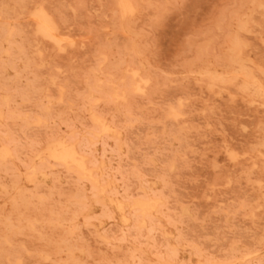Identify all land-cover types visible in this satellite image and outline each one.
I'll return each instance as SVG.
<instances>
[{"label":"rangeland","instance_id":"rangeland-1","mask_svg":"<svg viewBox=\"0 0 264 264\" xmlns=\"http://www.w3.org/2000/svg\"><path fill=\"white\" fill-rule=\"evenodd\" d=\"M122 1L0 0V264H264V0Z\"/></svg>","mask_w":264,"mask_h":264},{"label":"bare ground","instance_id":"bare-ground-1","mask_svg":"<svg viewBox=\"0 0 264 264\" xmlns=\"http://www.w3.org/2000/svg\"><path fill=\"white\" fill-rule=\"evenodd\" d=\"M121 2H123V1L121 0ZM121 2H120V3H121ZM127 3H128V2H127ZM126 6H127V4H126ZM121 8H122V7H121ZM124 8L126 9L125 6H124ZM122 9H123V8H122ZM260 9H261V8H260ZM42 10H43V9H42ZM42 10H41V14H42ZM39 11H40V10H39ZM43 12H44V11H43ZM127 12H130V11L127 10ZM36 13H37V11H36ZM36 13H35V14H36ZM44 13H45V12H44ZM74 13H75V12H74ZM37 14H38V13H37ZM39 15H40V14H39ZM34 16H35V15H34ZM47 16H48V15H47ZM33 18H35V19H34L35 21H36V19H38L37 16H36V17H33ZM36 22H37V21H36ZM38 22H39V21H38ZM39 24H40V28H39V29H40L41 32L43 33V35L41 34L42 37L45 35L44 37L47 36V37H50V39H51V38H53V37L55 36V35H54V32H55V31L53 32V29H52L51 24H50V22H49V16H48V18H47L46 15L43 14V15L41 16V21L39 22ZM55 26H56V25H55ZM10 27H11V26H10ZM37 27H38V26H37ZM40 30H39V31H40ZM37 31H38V30H37ZM39 34H40V33H39ZM56 35H57V34H56ZM9 36H10V34H9ZM57 36H58V35H57ZM57 36H56V38H57ZM47 37H46V38H47ZM44 39H45V38H44ZM47 39H48V38H47ZM54 40H55V39H54ZM57 40H58V39H57ZM50 41H51V40H50ZM5 42H6V41H5ZM52 42H53V41H52ZM59 45H60V44H59ZM59 45H58V46H59ZM58 46H57V47H58ZM59 47H60V46H59ZM134 79H135V78H134ZM134 79H133V80H134ZM133 80H132V81H133ZM253 81H254V80H253ZM144 82H145V81H144ZM148 83H149V82H148ZM135 84H138V83H135ZM141 84H142V83H141ZM132 86H133V85H132ZM144 86H145V85H144ZM135 88H136V87H135ZM4 100H5V102H6L7 99L4 98ZM49 102H50V101H49ZM5 105H6V104H5ZM0 112H1V111H0ZM1 114H2V113H1ZM3 114H4V113H3ZM0 118H2V120H3V117L0 116ZM94 118H95V117H94ZM2 122H3V121H2ZM94 122H95V121H94ZM97 123H98V122H97ZM104 123H105V122H104ZM1 124H2V123H1ZM30 124H31V122H30ZM105 125H106V124H105ZM106 126H107V125H106ZM111 129H112V128H111ZM101 131H102V130H101ZM102 132H103V131H102ZM73 133H74V132H73ZM112 133H113V132H112ZM102 134H103V133H102ZM96 135H97V134H96ZM111 135H112V134H111ZM63 142H65V141H63ZM56 143H57V142H56ZM57 145H58V144H57ZM63 146H64V145H63ZM74 146H75V145H73V147H74ZM65 147H66V145H65ZM70 147H71V146H70ZM73 147H72V148H73ZM50 148H51V147H50ZM60 148H61V151H62V150H63V149H62V144H61V147H60ZM60 148H57V149H60ZM66 148H67V147H66ZM74 148H75V147H74ZM3 149H5V148L3 147ZM53 149H54V148H53ZM55 149H56V147H55ZM57 149H56V150H57ZM0 150H1V151H0L1 153H4V151L2 152V149H0ZM73 150H74V149H73ZM73 150H72V151H73ZM53 151H54V150H53ZM61 151H59V152H61ZM72 151H70V150H69V151L64 150V151L62 152L60 158H61L63 161L73 160V157H75V156H74V154H73ZM46 152H47V150H46ZM51 152H52V151H51ZM47 153H48V152H47ZM55 153H56V151H55ZM75 153H76V152H75ZM0 155H1V154H0ZM4 155H5V154H4ZM40 155H41V154H40ZM58 155H59V153H58ZM75 155H76V154H75ZM5 156H6V155H5ZM5 156H4V158H5ZM7 156H11V154H8V153H7ZM50 156H51V155H50ZM38 157H39V155H38ZM43 157H44V156H43ZM48 157H49V154H48ZM78 157H79V156H78ZM51 158H52V156H51ZM57 158H58V157H57ZM80 158H81V161H82V157H81V156H80ZM38 159H39V158H38ZM0 160H3V161H4L3 157H2V159H1V157H0ZM53 160H54V159H53ZM55 160H56V159H55ZM55 160H54V161H55ZM85 160H86V159H85ZM40 161H41V160H40ZM40 161H39V162H40ZM56 161H57V160H56ZM73 161L75 162V159H74ZM5 162H6V160H5ZM43 162H44V159H43ZM60 162H61V160H60ZM71 162H72V161H70V165H71ZM80 163H81V162H80ZM82 163H83V161H82ZM82 163H81V164H82ZM63 164H64V163H63ZM66 164H67V163H66ZM77 164H78V163H77ZM77 164H76V165H77ZM91 164H92V163H91ZM67 165H68V164H67ZM67 165H66V167H67ZM72 165L74 166L75 163L72 164ZM76 165H75V166H76ZM3 166H4V165H3ZM81 166H82V165H80V167H81ZM84 166H85V163H83V166H82V167H84ZM68 168H69V165H68ZM84 169H85V167H84ZM84 169H83V170H84ZM7 170H8V169H7ZM31 170H33V167H32ZM31 170H30V171H31ZM80 170H81V169H80ZM92 170H93V169H92ZM3 171H4V170H3ZM71 171H72V170H71ZM85 171H86V170H85ZM100 171H101V170H100ZM5 172H6V171H5ZM81 172H82V170H81ZM88 172H89V170H88ZM90 172H91V170H90ZM0 173H1V172H0ZM84 173H85V172H84ZM86 173H87V171H86ZM86 173H85V175H86ZM101 173H102V172H101ZM76 174H78V173H76ZM82 174H83V173H82ZM88 174H89V173H88ZM36 175H38V174H36ZM36 175H35V176H36ZM46 175H47V174H46ZM85 175H84V176H85ZM89 175H90V174H89ZM38 176H39V175H38ZM26 177H27V179L29 178V176H27V175L25 176V178H26ZM30 177L35 179V177H33V175L30 176ZM91 177H92V176H91ZM20 178H21V177H20ZM37 178H38V177H37ZM37 178H36V180H37ZM78 178H79V177H78ZM80 178H81V176H80ZM83 179H86V178L83 177ZM87 179H88V178H87ZM92 179H93V178H92ZM26 181H27V180H26ZM96 181H98V180H96ZM0 182H1V181H0ZM34 182H35V180H34ZM38 182H40V181L38 180ZM29 183H30V182H29ZM31 183H32V181H31ZM31 183H30V184H31ZM96 183H97V186L99 187L100 185H98V183H100V182L98 181V182H96ZM33 184H35V183H33ZM94 184H95V182L93 183V185H94ZM16 185H18V184H16ZM94 186H95V185H94ZM4 187H5V186H4ZM11 187H12V186H11ZM19 187H20V186H19ZM95 187H96V186H95ZM106 187H107V186H106ZM108 187H109V186H108ZM96 188H97V187H96ZM100 188H101V187H100ZM5 189H6V188H5ZM6 190H7V189H6ZM101 191H102V189H101ZM103 193H104V192H103ZM17 196H18V195H17ZM102 197H103V195H102ZM112 200H113V199H112ZM102 201H103V200H102ZM105 201H106V200H104V202H105ZM113 201H114V200H113ZM138 202H139V201H138ZM140 202H141V201H140ZM149 202H150V199H149ZM96 203H97V202H96ZM117 203H118V202H117ZM147 203H148V202H147ZM147 203L145 202V206L147 205ZM106 204H107V203H106ZM109 204H110V200H109ZM114 204H115V203H114ZM154 204L156 205V203H154ZM103 205H104V204H103ZM121 205H122V204H121ZM126 205H127V204H126ZM105 206H106V205H105ZM107 206H108V204H107ZM111 206L113 207L112 204H111ZM141 206H142V204H141V205L139 204V206H136V207L140 208ZM91 207H92V206H91ZM118 207H120V206H118ZM143 207H144V204H143ZM147 207L149 208L148 205H147ZM150 207H151V206H150ZM122 208H123V207L121 206V209H122ZM132 209H133V207H132ZM141 209H142V208H141ZM145 209H147V208H144V213H146L145 211L148 210V209H147V210H145ZM152 209H153V208H152ZM154 210H155V209H154ZM123 211H124V210H123ZM117 212H118V211H117ZM141 212H142V215H144V214H143V211H141ZM148 212L151 213V210H148L147 213H148ZM87 213H89V212H87ZM120 213H123V212H120ZM83 215H84V214H83ZM21 218H22V217H21ZM123 218H124V217H123ZM35 219H36V218H35ZM143 219H144V217H143ZM128 222H129V220H128ZM144 222H145V221H144ZM139 223H140V222H139ZM127 224H128V223H127ZM53 225H54V224H53ZM138 225H139V224H138ZM138 225H137V226H138ZM14 226H15V225H14ZM22 226H23V225H22ZM61 226H62V225H61ZM61 226H60V227H61ZM9 227H10V226H9ZM15 227H16V226H15ZM16 228H17V227H16ZM30 228L32 229L33 227H29V228H27V229H30ZM33 229H34V228H33ZM69 231H70V230H69ZM37 234H38V233H37ZM38 235H39V234H38ZM40 235H41V234H40ZM3 239H4V238H3ZM6 240H7V239H6ZM105 240H106V239H105ZM8 241H9V240H8ZM7 243H8V242H7ZM8 246H9V245H8ZM2 251H3V250H2ZM1 253H2V252H1ZM258 253H259V252H258Z\"/></svg>","mask_w":264,"mask_h":264},{"label":"snow or ice","instance_id":"snow-or-ice-1","mask_svg":"<svg viewBox=\"0 0 264 264\" xmlns=\"http://www.w3.org/2000/svg\"><path fill=\"white\" fill-rule=\"evenodd\" d=\"M262 6H264V5H262ZM21 264H23V262H21Z\"/></svg>","mask_w":264,"mask_h":264}]
</instances>
